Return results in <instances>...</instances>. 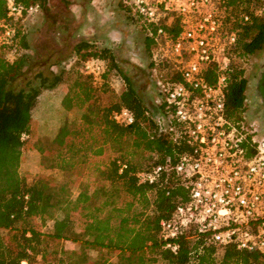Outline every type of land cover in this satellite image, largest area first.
Instances as JSON below:
<instances>
[{
	"label": "trees",
	"instance_id": "1",
	"mask_svg": "<svg viewBox=\"0 0 264 264\" xmlns=\"http://www.w3.org/2000/svg\"><path fill=\"white\" fill-rule=\"evenodd\" d=\"M16 2L24 12L13 18L7 0H0V22L7 20L15 28L12 41L0 44V264H264L258 252L233 245L215 248L202 239H182L176 253L164 248L161 221L171 218L177 204L187 202L188 190L173 173L154 185H139L137 174L175 165L190 152L180 129L174 125L175 132H163L155 117L165 112V106L148 107L114 53L87 41L76 45L73 60L59 74L37 73L28 79L30 48L22 22L28 10L45 6L48 0ZM119 4L145 34L156 66L165 45L163 38L157 40V31L164 29L167 39L173 40L178 19L156 25ZM262 7L264 0H230L227 5L228 25L240 28L224 88L226 118L234 125L243 121L248 89L238 63L264 48V14H255ZM242 14L250 15L249 24L232 23ZM90 59L105 62L99 84L82 71ZM205 75L215 84L214 67ZM115 78L120 89L112 84ZM180 82L174 69L164 84ZM64 88L79 119L63 124L56 115H66L64 109L51 108L48 101ZM122 108L133 115L132 125L113 120ZM40 109L48 123L63 124L57 140L37 136L34 112ZM21 152L38 156L42 165L38 174L19 173L27 161ZM122 166L127 168L120 172ZM69 244L78 248H68Z\"/></svg>",
	"mask_w": 264,
	"mask_h": 264
},
{
	"label": "built area",
	"instance_id": "2",
	"mask_svg": "<svg viewBox=\"0 0 264 264\" xmlns=\"http://www.w3.org/2000/svg\"><path fill=\"white\" fill-rule=\"evenodd\" d=\"M118 1L137 17L156 25L178 19L179 32L173 40L167 39L162 28L156 35L157 40H165L157 64H172L181 82L162 83L160 105L165 106V112L155 119L163 132H175L174 125L180 129L190 152L175 165H159L137 174L139 185H154L164 174L173 173L188 190L187 202L177 204L171 218L161 221L159 237L164 248L176 253L182 239H202L215 248L233 245L264 256V138H259L256 127L249 131L226 118L224 88L240 30L227 23L230 0ZM7 5L9 17L24 12L16 0H7ZM38 8H31L28 14ZM255 14L263 15L264 7ZM250 20V15L242 14L232 23L244 27ZM14 36V26L1 21L0 44H9ZM211 67L217 76L215 84L206 80ZM105 70L100 59H90L82 68L98 84ZM112 118L124 126L134 123L125 108ZM126 168L122 166L120 172Z\"/></svg>",
	"mask_w": 264,
	"mask_h": 264
},
{
	"label": "rangeland",
	"instance_id": "3",
	"mask_svg": "<svg viewBox=\"0 0 264 264\" xmlns=\"http://www.w3.org/2000/svg\"><path fill=\"white\" fill-rule=\"evenodd\" d=\"M74 3L82 4L88 11L85 14L81 11L77 15ZM22 27L27 33L30 48L26 52L30 59L26 76L28 79L37 73H43L46 77L59 74L64 65L73 60L76 45L87 41L99 49H110L114 53L119 67L148 107L155 109L163 101L161 85L175 67L167 62L152 66L153 60L145 34L123 10L118 0H49L45 6L31 11L23 20ZM238 65L248 80L246 109L240 125L249 131L253 129L251 126L256 127L259 138H264V48ZM112 84L120 89L119 79L115 78ZM48 105L64 109L66 115H56L62 123L79 119L65 88L50 98ZM34 120L38 137L46 141L60 138L64 123H48L50 121L43 116L41 109L34 112ZM23 156L27 161L21 164L19 173L38 174L42 167L38 156L21 152ZM55 177L60 178L57 175ZM68 248L76 249L78 245L69 244ZM91 257L97 258L98 255L92 253Z\"/></svg>",
	"mask_w": 264,
	"mask_h": 264
},
{
	"label": "crops",
	"instance_id": "4",
	"mask_svg": "<svg viewBox=\"0 0 264 264\" xmlns=\"http://www.w3.org/2000/svg\"><path fill=\"white\" fill-rule=\"evenodd\" d=\"M49 1V0H48ZM73 8H74V11L77 12L76 14L77 15H80L78 13H80L82 11L83 14H85L88 10V8L86 7H82V4H73ZM87 10V11H86Z\"/></svg>",
	"mask_w": 264,
	"mask_h": 264
}]
</instances>
